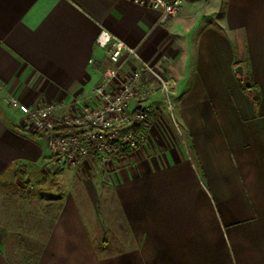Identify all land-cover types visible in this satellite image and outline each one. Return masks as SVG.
<instances>
[{
    "label": "crops",
    "instance_id": "1",
    "mask_svg": "<svg viewBox=\"0 0 264 264\" xmlns=\"http://www.w3.org/2000/svg\"><path fill=\"white\" fill-rule=\"evenodd\" d=\"M159 17L134 0H0V178L23 170L51 189V169L65 164L6 98L36 108L90 96L102 29L175 82L170 132L151 117L94 195L81 187L51 199L59 209L44 214L35 257L7 244L0 224V264H264V0H185Z\"/></svg>",
    "mask_w": 264,
    "mask_h": 264
},
{
    "label": "built area",
    "instance_id": "2",
    "mask_svg": "<svg viewBox=\"0 0 264 264\" xmlns=\"http://www.w3.org/2000/svg\"><path fill=\"white\" fill-rule=\"evenodd\" d=\"M160 13V22L176 16L185 0H134ZM97 45L111 46L115 68H108L94 92L76 100L71 111L65 104L32 108L16 95L7 97L8 106L21 113L25 128L41 134L56 161L78 166L88 157L110 162L125 151L138 148L151 124L149 100L158 96L165 106L174 108L175 82L159 67L146 62L137 48L127 45L102 29ZM124 64L130 72L122 75ZM65 130L71 131L66 132ZM94 153V155H93Z\"/></svg>",
    "mask_w": 264,
    "mask_h": 264
},
{
    "label": "rangeland",
    "instance_id": "3",
    "mask_svg": "<svg viewBox=\"0 0 264 264\" xmlns=\"http://www.w3.org/2000/svg\"><path fill=\"white\" fill-rule=\"evenodd\" d=\"M102 50L103 53L101 57L93 61V65L95 66L94 71L98 74L97 85L102 80L103 73L108 68L114 69L116 67L110 58L111 46L102 48ZM241 55L244 58L245 54L243 49ZM130 69L131 68L128 64H124L122 75H128ZM153 103L155 106H158L159 109L156 108L153 111L151 115L152 120H154L155 123L157 122L156 126L160 128V131L163 133H165V131L170 132V126H168L169 123L167 122L166 117L171 115V110L165 107V104L159 97ZM75 105L74 102L67 103L64 108L71 111L74 109ZM171 123L173 124V122ZM121 157H123V154L113 161L107 163L100 162L99 164L96 163L97 166H94L91 162L89 165L82 162L79 164L80 166L78 165L80 169L78 171L72 170V167L75 166L68 164H65L64 169H61L62 171L64 170V173H61V170H59L60 167H54V169H51V172L53 173L52 180L54 182L53 186L51 185V189H45L44 184L41 183L33 185L32 187L28 172L23 170L16 173L14 172L13 174L11 173L6 179L0 178V201L3 200L0 202V204L3 203L0 205V211L5 214L3 219L0 220V224L6 231V234L10 235L7 237V244L11 247L17 246L19 248H24L25 254L28 258L35 257L44 241V237L41 236L40 232L49 225V221L45 219L44 214H48L49 219L51 216L55 217L59 209V202L54 201L51 203L50 200L52 199L53 201L54 198L56 199L66 195L68 193L67 191L70 190L76 195L78 188L81 187L82 189L80 190L83 193L86 194L89 189L92 192V195H94L98 184L96 179H99L100 177L103 178L102 176L109 172L112 162L117 161ZM88 158L86 160H88ZM89 161L90 160H88V162ZM58 173L60 174L57 175ZM60 176L68 182L69 189H67L66 186H59L60 183L58 180ZM89 202L92 212H95L93 211V202ZM97 208L98 212L101 213V211H103L100 202L97 204ZM105 229L108 230V227ZM103 239L105 240H103V244H107L109 234L107 233V237H103Z\"/></svg>",
    "mask_w": 264,
    "mask_h": 264
},
{
    "label": "trees",
    "instance_id": "4",
    "mask_svg": "<svg viewBox=\"0 0 264 264\" xmlns=\"http://www.w3.org/2000/svg\"><path fill=\"white\" fill-rule=\"evenodd\" d=\"M239 81L241 82V84L243 85V87L244 88H248V87H250L248 84H247V77L245 76V75H239ZM251 95H252V99H253V101L256 103V102H258V97H256L252 92H251ZM66 132H71V131H68V130H65ZM93 155H94V153H93ZM94 157H95V155H94Z\"/></svg>",
    "mask_w": 264,
    "mask_h": 264
},
{
    "label": "water",
    "instance_id": "5",
    "mask_svg": "<svg viewBox=\"0 0 264 264\" xmlns=\"http://www.w3.org/2000/svg\"><path fill=\"white\" fill-rule=\"evenodd\" d=\"M235 72H237L238 74L242 75L244 73V69H243V66L241 64H238L236 67H235Z\"/></svg>",
    "mask_w": 264,
    "mask_h": 264
}]
</instances>
